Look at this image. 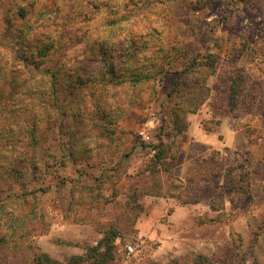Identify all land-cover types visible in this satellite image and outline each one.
<instances>
[{
	"label": "rangeland",
	"instance_id": "1",
	"mask_svg": "<svg viewBox=\"0 0 264 264\" xmlns=\"http://www.w3.org/2000/svg\"><path fill=\"white\" fill-rule=\"evenodd\" d=\"M92 1L0 0V264H264V0Z\"/></svg>",
	"mask_w": 264,
	"mask_h": 264
},
{
	"label": "trees",
	"instance_id": "2",
	"mask_svg": "<svg viewBox=\"0 0 264 264\" xmlns=\"http://www.w3.org/2000/svg\"><path fill=\"white\" fill-rule=\"evenodd\" d=\"M93 2H95V0H93L91 4H94ZM92 7H95V9H97V7L95 5H92ZM49 17L51 19L52 15H50ZM58 21H60V20H58ZM47 30H48V28H47ZM51 30L54 31V32L52 31V37L53 38L60 37L61 30L55 29V27H53V26H52V29ZM62 33L63 34H66L64 31H62ZM35 42H36V45H37L38 44L37 43V39H36ZM64 42H66V41L64 40ZM52 47L53 46L51 44H49V43H44L39 48L37 46H35L34 53L31 51L26 57L23 56L22 59L24 58L23 59L24 61H26V60L28 61L31 58L36 59V61H34L35 63L34 62H31V64L34 63L35 66L38 67L39 69L42 68V69H40L41 70L40 72L42 73V76L41 77L44 80L47 79L46 80V83L48 82V85H49V87H48V95L49 96L51 95L52 97H54V99H56L57 98L56 97V91H57V88H56L57 75H60V74H58V71L57 70L55 71V67H61V66H63L64 65V62L63 61H66V60L51 62V54H50V51H51ZM98 57L100 58L101 61H105V59H103V57L101 55L98 56ZM89 60L90 61H95L92 58V56H90ZM50 62L52 63L51 66L49 65ZM145 62H148V61L145 60ZM69 70H71V69H68L66 71V73H65V74H67V78L68 79L71 78V76H72V72H69ZM7 72H8L7 67L0 66V80H1V82H4L5 78L8 76V73ZM110 72L112 73V71H110ZM109 73H108V70H107L105 72V75H107ZM128 76L132 77V79L135 80L136 82H141L143 78H144V80L145 79H149V78H151V76H153V74L152 73H147L146 71L144 73H142V74H136V71H131L128 74ZM81 78H82V76H81ZM145 81H147V80H145ZM40 100L42 102L43 101V98H41ZM43 102H46L45 98H44V101ZM178 130L180 132L182 131L181 128H179ZM157 158L160 159V157H157ZM113 241H114V234H112V238L109 237V236L103 237V240L101 242H104V247H106V246L107 247L105 248V252H104L102 258L100 259L99 263H104L105 264V263H107V262H109V261L112 260L113 256L110 253V248H108V247L113 243ZM94 250H96V249H94ZM85 260L86 259L83 256L74 257L72 259V262L69 263V264H82ZM32 264H61V263L55 262V261L51 260L48 255L43 254V255H40L38 258H36V260Z\"/></svg>",
	"mask_w": 264,
	"mask_h": 264
},
{
	"label": "built area",
	"instance_id": "3",
	"mask_svg": "<svg viewBox=\"0 0 264 264\" xmlns=\"http://www.w3.org/2000/svg\"><path fill=\"white\" fill-rule=\"evenodd\" d=\"M132 250H133V249H132L131 247H127V248H126V252H125L126 257L130 256Z\"/></svg>",
	"mask_w": 264,
	"mask_h": 264
},
{
	"label": "crops",
	"instance_id": "4",
	"mask_svg": "<svg viewBox=\"0 0 264 264\" xmlns=\"http://www.w3.org/2000/svg\"><path fill=\"white\" fill-rule=\"evenodd\" d=\"M187 205V204H186Z\"/></svg>",
	"mask_w": 264,
	"mask_h": 264
}]
</instances>
